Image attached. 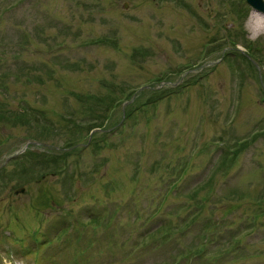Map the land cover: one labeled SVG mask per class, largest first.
<instances>
[{"label": "rangeland", "instance_id": "obj_1", "mask_svg": "<svg viewBox=\"0 0 264 264\" xmlns=\"http://www.w3.org/2000/svg\"><path fill=\"white\" fill-rule=\"evenodd\" d=\"M252 9L0 0V264H264Z\"/></svg>", "mask_w": 264, "mask_h": 264}, {"label": "clouds", "instance_id": "obj_2", "mask_svg": "<svg viewBox=\"0 0 264 264\" xmlns=\"http://www.w3.org/2000/svg\"><path fill=\"white\" fill-rule=\"evenodd\" d=\"M245 31L248 33V39L253 43L264 35V13L252 9L248 20L245 21Z\"/></svg>", "mask_w": 264, "mask_h": 264}, {"label": "trees", "instance_id": "obj_3", "mask_svg": "<svg viewBox=\"0 0 264 264\" xmlns=\"http://www.w3.org/2000/svg\"><path fill=\"white\" fill-rule=\"evenodd\" d=\"M23 111H25V108L22 105L19 106L17 113H13L9 111V109L4 108L0 103V120L2 122H7V123L10 122L13 123V120H17L19 122L21 120L23 122V117H24Z\"/></svg>", "mask_w": 264, "mask_h": 264}, {"label": "water", "instance_id": "obj_4", "mask_svg": "<svg viewBox=\"0 0 264 264\" xmlns=\"http://www.w3.org/2000/svg\"><path fill=\"white\" fill-rule=\"evenodd\" d=\"M251 7L257 11L264 12V2L263 0H245Z\"/></svg>", "mask_w": 264, "mask_h": 264}, {"label": "bare ground", "instance_id": "obj_5", "mask_svg": "<svg viewBox=\"0 0 264 264\" xmlns=\"http://www.w3.org/2000/svg\"><path fill=\"white\" fill-rule=\"evenodd\" d=\"M264 1V0H263Z\"/></svg>", "mask_w": 264, "mask_h": 264}]
</instances>
